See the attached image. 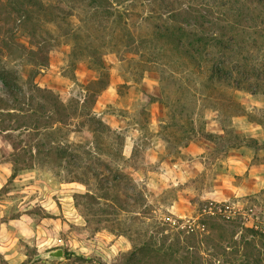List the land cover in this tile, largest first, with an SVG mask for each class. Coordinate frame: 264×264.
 <instances>
[{
    "label": "rangeland",
    "instance_id": "rangeland-1",
    "mask_svg": "<svg viewBox=\"0 0 264 264\" xmlns=\"http://www.w3.org/2000/svg\"><path fill=\"white\" fill-rule=\"evenodd\" d=\"M151 1L38 0L66 8L63 21L28 0H0V72L18 93L0 79V101L11 105L0 109V264H249L250 255L264 258V239L251 231L264 234V184L247 194L236 188L252 171L264 177V126L256 122L264 95L232 91L243 115L231 116L224 131L222 113L201 94L204 81L192 62L182 64L159 43H139L160 22L149 15ZM187 1L174 0V7L186 9ZM191 1L221 10L230 3ZM131 3L145 9L127 21L132 38L125 40L117 11ZM16 7L28 12L20 15ZM95 49L106 67L104 88L96 82L102 74L95 70ZM217 53L212 49L211 57ZM227 54L239 65L237 77L256 83L252 75H260L264 91V43H240ZM178 97L189 100L196 121H206L205 130L195 123L187 145V128L173 124L171 115L176 105L182 109ZM109 163L143 195L136 204L130 198L127 212L116 186L109 194L89 172V187L75 178L83 165L109 174ZM134 243L143 250L133 254ZM57 248L64 259L43 256Z\"/></svg>",
    "mask_w": 264,
    "mask_h": 264
},
{
    "label": "trees",
    "instance_id": "trees-1",
    "mask_svg": "<svg viewBox=\"0 0 264 264\" xmlns=\"http://www.w3.org/2000/svg\"><path fill=\"white\" fill-rule=\"evenodd\" d=\"M93 1L98 5H100L101 2L110 4V0ZM118 2L116 1L117 4ZM151 2L152 3L148 4V6H150L149 15L159 19L160 22H157L155 25L150 39L147 40L143 36H140L139 43H143V45L147 46H151L152 44L150 43L152 42L159 43L168 50L169 54H173L172 56H177L181 59L182 64L185 63L184 60L192 62L194 68L199 70L198 73L202 76L204 81L203 93L201 94L211 102V106L214 107V109L220 114L222 113L221 120L224 125V131H226V122L231 116L243 115V107L241 103L234 98L232 91L243 90L252 92L253 95L257 96H261V94L264 95V91L259 90L261 76L252 75L255 76L256 83L251 81L248 77H237L236 73L240 71L236 72L234 70L238 68L239 65L228 58L227 54L228 51L240 43H264V0H230V3L223 4L227 10L218 9L214 3L212 4L210 2L204 4L202 2L198 3L190 0L185 3L187 6L186 9H182L183 7H174V0H152ZM28 3L38 6L46 15L53 18V20L58 19L64 21L67 19L66 8L64 7L57 5L45 7L40 4L38 0H28ZM228 5L233 7L236 5L237 7L229 9L227 8ZM142 9L144 10L145 7H142ZM14 10L20 15H24L28 12L26 11L22 14L21 8L19 7H16ZM108 10L109 9L106 8V13L109 14ZM143 10L138 9L136 5L131 3L123 7L122 10L117 11L120 23H124V30L121 35L125 40L132 38V33L128 30L127 21H135L137 17L135 13L142 14L141 12H143ZM250 29L251 32H249ZM161 46L159 47L163 49ZM212 49H218V53L215 57H211ZM221 51L224 53L222 54ZM155 55H153L152 58L157 59L159 56L158 53H155ZM92 57L96 65L95 70L102 74V77H100L101 79H98L96 82L102 83V88H104L107 85V82H105L107 78L106 67L99 58L96 49L93 51ZM261 68L262 67L259 66V70H261ZM161 73L164 76L163 78L166 79L167 74L165 73H167V71L162 69ZM6 74L7 73L3 71L0 72V79L17 98L18 93L14 91L13 82ZM209 87L212 88L209 90ZM205 88L208 89L205 90ZM227 92H229L228 98L222 100L221 96ZM0 102V109H8L11 106L9 102ZM175 103L181 104L182 109L178 111L176 105L174 113L171 114L173 124L180 122L182 128H187L183 136L187 145L193 139L191 132L195 130V123L199 122L198 125L202 130H205L206 121L204 117L199 121L194 119V112L190 110L189 100L178 97ZM258 115L260 117L256 119V122L264 126V109L259 111ZM177 117H179V120H176ZM97 123L100 127H104L102 121H98ZM205 136L209 139L215 138L212 132H206ZM235 136L237 137L238 135ZM104 167L109 170V174H101L90 166L83 165L81 167L82 174L76 175L75 178L88 185L89 181L86 179V176L89 172V174L91 173L92 176L97 179L99 186H101L102 189L108 190L109 194L110 190L116 186L121 193L125 195V198L121 196L120 200L123 202L125 201L126 205L125 203H121L120 200L117 201L118 203L120 202L121 212L129 211L127 205L130 204V198L134 200L135 204L143 200L142 193L134 185H128L126 180L125 182L123 181L126 177L122 172L114 168L111 163L104 165ZM119 178L121 180H119ZM107 196H109L107 193L103 195L104 198ZM90 197L95 198L93 195H90ZM114 205H116L115 202ZM115 213L120 214L116 209ZM251 231L264 239V234H259L254 230ZM248 244L252 247L256 246L253 242ZM135 246L134 243L135 249L132 253L143 250ZM252 256L253 255L249 256V259L252 261V263L249 264H264V258H253Z\"/></svg>",
    "mask_w": 264,
    "mask_h": 264
},
{
    "label": "crops",
    "instance_id": "crops-1",
    "mask_svg": "<svg viewBox=\"0 0 264 264\" xmlns=\"http://www.w3.org/2000/svg\"><path fill=\"white\" fill-rule=\"evenodd\" d=\"M250 181L245 182L242 186L240 187H236L237 190L239 189V192H237V194H247L248 191L252 192L254 190H257L259 188H261V186L264 184V177L263 174H256L253 173V171L250 174ZM255 179H257V181H255ZM247 190V192H246Z\"/></svg>",
    "mask_w": 264,
    "mask_h": 264
},
{
    "label": "water",
    "instance_id": "water-1",
    "mask_svg": "<svg viewBox=\"0 0 264 264\" xmlns=\"http://www.w3.org/2000/svg\"><path fill=\"white\" fill-rule=\"evenodd\" d=\"M44 257L46 258H59V259H64L65 258V251L63 248H57L51 251H48L43 254Z\"/></svg>",
    "mask_w": 264,
    "mask_h": 264
},
{
    "label": "built area",
    "instance_id": "built-area-1",
    "mask_svg": "<svg viewBox=\"0 0 264 264\" xmlns=\"http://www.w3.org/2000/svg\"><path fill=\"white\" fill-rule=\"evenodd\" d=\"M221 210V208H219Z\"/></svg>",
    "mask_w": 264,
    "mask_h": 264
}]
</instances>
